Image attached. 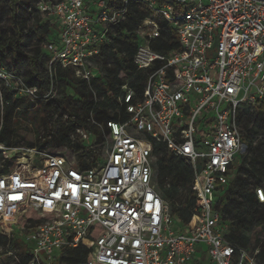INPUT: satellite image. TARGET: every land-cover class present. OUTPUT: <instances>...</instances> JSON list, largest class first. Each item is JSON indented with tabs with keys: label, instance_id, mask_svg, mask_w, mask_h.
I'll return each instance as SVG.
<instances>
[{
	"label": "built area",
	"instance_id": "obj_1",
	"mask_svg": "<svg viewBox=\"0 0 264 264\" xmlns=\"http://www.w3.org/2000/svg\"><path fill=\"white\" fill-rule=\"evenodd\" d=\"M36 1L58 29L44 46L49 90L41 96L0 62L2 118L9 99L35 109L57 91L61 71L84 81L94 104L112 99V90L94 87L96 67L129 0ZM166 1L141 0L148 16L133 62L144 87L131 79L119 87L108 110L116 118L96 123L91 112L66 155L34 146L9 158L12 148L0 144L4 160H15L0 174V234L8 238L0 264H69L61 259L79 249L90 257L81 264H192L204 249L210 264H262L260 250L228 241L221 203L248 154L241 105L264 102V0ZM169 40L176 45L156 50ZM159 147L192 170L197 205L188 223L158 193ZM255 194L264 204V186Z\"/></svg>",
	"mask_w": 264,
	"mask_h": 264
},
{
	"label": "trees",
	"instance_id": "obj_2",
	"mask_svg": "<svg viewBox=\"0 0 264 264\" xmlns=\"http://www.w3.org/2000/svg\"><path fill=\"white\" fill-rule=\"evenodd\" d=\"M9 1L11 5L9 24L0 33V62L8 67V70L20 72L25 77L26 84L37 86L40 95L44 96L49 90V80L46 77L48 56L44 51V46L48 40L56 36L58 29L53 22L45 17V14L39 11L31 0ZM60 1L53 0V2ZM106 1L108 4L115 6L124 4L122 0ZM166 3V0H162V4ZM147 16L148 14L141 0H129L126 19L118 25L115 33L111 35V43L104 47L100 62L108 64L111 60H114L116 69L115 72L110 71L113 75L111 81H107L105 84L99 83L100 78H97L94 81V87L97 88L99 95L112 90L114 97L112 99L106 98V100L94 104L92 92L84 81L74 79L70 72H59L57 74L56 92L59 91V88L63 92H65L64 87L71 88L78 99L72 107L70 105L73 96L66 93L62 99L54 101L56 109L60 111L61 115L66 114L68 118L54 136H50L51 130L47 119L52 112L49 108L52 103L43 104L41 109L44 113L42 121L45 133L42 141L36 145L28 143V146L44 149L46 146L53 147L52 144H57L60 148L66 146L69 148L70 135L79 127L88 128L87 119L91 117V112L96 123H103L108 119L116 118L108 110L114 107L119 87L130 79L132 85L144 87L145 74L137 72L133 60L139 46L137 29ZM175 45L174 41H170L168 47L161 45L156 50L163 52ZM9 100V104L4 109L3 118L0 107V144L5 145L7 148H15L16 129L12 121V111L15 109L25 110L34 106L27 104L25 101ZM244 114H241L238 120L240 129ZM255 115L259 118L264 129V102L260 103ZM95 127V125L90 124V129L97 133ZM244 127L247 130L251 128L249 119H247ZM251 136L249 134L245 138L248 154L243 158L244 163L240 167L234 183L226 191V203L222 210V222L230 230L226 238L229 242L241 248L247 247L252 239H255L260 233H264V204L258 202L255 194L257 187L264 186V144L254 145L255 140ZM158 151L159 158L154 175L158 193L166 203H169L171 215L177 220L188 223L191 218L190 210L197 205L192 170L182 160L167 153L163 147H159ZM3 160L4 154L0 152V161ZM14 162V159H5L4 168L0 170V174L5 173L6 169L9 166L11 167ZM182 190H186L188 193V198L183 202L180 201ZM231 217L233 219H230ZM227 222H229V225H227ZM7 241L8 238L0 234V244H6ZM11 241L16 246L17 242ZM89 259L88 253L79 249L69 251L61 259V262L81 264L88 262ZM262 259L264 260V252L260 255V260Z\"/></svg>",
	"mask_w": 264,
	"mask_h": 264
},
{
	"label": "rangeland",
	"instance_id": "obj_3",
	"mask_svg": "<svg viewBox=\"0 0 264 264\" xmlns=\"http://www.w3.org/2000/svg\"><path fill=\"white\" fill-rule=\"evenodd\" d=\"M31 2L34 3L36 7L37 1L31 0ZM11 5L9 0H0V33L4 31L8 24H9V18H10V10ZM29 11V10H28ZM116 66L114 60H111L108 64H104L103 62L98 63L96 70H97V77H100L99 83H106L107 81L112 80V76L110 71L115 72ZM63 92L60 88L58 92H54L50 96L46 97L45 99H40L38 103V107L36 109H25V110H18L15 109L13 112V118L12 121L14 123V128L16 129V135L14 137V142L16 143L15 148H12L16 151H11L12 149H7L6 153L9 158H15L18 155H16L17 152H22L26 150L27 148H31L28 146V143H33L34 145L38 144L40 141H42L43 135L45 133V127L42 121V118L44 116V113L42 112V105L45 103H52L49 108L51 109V113L49 117L47 118L49 121V128L51 130L50 136H54L59 132L60 127H62L65 122L67 121V115L63 114L61 115L60 111L56 109V104L54 101L56 99H62L65 95V93L69 96H73L71 101V107L73 104L77 101V97L75 94H73V91L71 88L64 87ZM261 102H258L256 104H252L250 102H245L241 105V108L245 110L244 119L242 120V125H240L242 129L243 135H245V138L247 135H252L251 137L254 138L255 142L254 145H257L258 143L264 144V129L262 127V123L260 122L259 118L255 115L257 113L258 107ZM247 119L250 121V127L249 130H247L244 127V124H246ZM93 124V123H92ZM92 128V127H91ZM96 129L98 127H95ZM94 129V128H93ZM255 131H258L257 133ZM51 138V137H50ZM51 146H46L43 150L51 153H60L63 155H66L68 153L66 147L60 148L57 146V144H52ZM34 147V146H33ZM101 151L98 150L100 153V156L103 157L102 150L103 146L99 145ZM4 160L0 161V170H2L4 167ZM237 169H239L238 166H236ZM235 177V176H234ZM188 193L186 190H182V195L180 198V201L183 202L188 198ZM219 200V199H218ZM221 206H224V202L221 203ZM233 216V215H232ZM230 219H233L231 217ZM229 222H227V225ZM228 233H230L229 227H228ZM246 248L250 252H254L257 250H260L261 253L264 252V233H260L255 239H252L251 243ZM264 264V260H261ZM207 262V261H206ZM198 264V263H196ZM200 264V263H199Z\"/></svg>",
	"mask_w": 264,
	"mask_h": 264
},
{
	"label": "crops",
	"instance_id": "obj_4",
	"mask_svg": "<svg viewBox=\"0 0 264 264\" xmlns=\"http://www.w3.org/2000/svg\"><path fill=\"white\" fill-rule=\"evenodd\" d=\"M207 261V262H206ZM210 264L208 257L206 256L205 249L202 252H198L196 254L195 260L192 264Z\"/></svg>",
	"mask_w": 264,
	"mask_h": 264
}]
</instances>
